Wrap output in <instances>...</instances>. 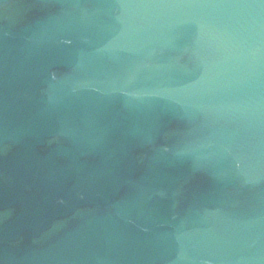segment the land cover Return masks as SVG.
<instances>
[{"label":"water","instance_id":"water-1","mask_svg":"<svg viewBox=\"0 0 264 264\" xmlns=\"http://www.w3.org/2000/svg\"><path fill=\"white\" fill-rule=\"evenodd\" d=\"M0 264H264V0H0Z\"/></svg>","mask_w":264,"mask_h":264}]
</instances>
